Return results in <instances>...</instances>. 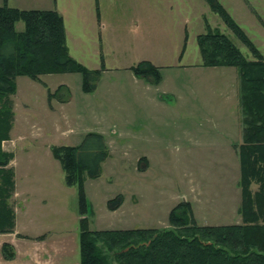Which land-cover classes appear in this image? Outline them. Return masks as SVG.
Segmentation results:
<instances>
[{
  "label": "rangeland",
  "instance_id": "rangeland-1",
  "mask_svg": "<svg viewBox=\"0 0 264 264\" xmlns=\"http://www.w3.org/2000/svg\"><path fill=\"white\" fill-rule=\"evenodd\" d=\"M217 1L264 57V0ZM4 5L57 11L69 56L101 77L91 93L79 73L15 79L14 123L2 146L13 153L19 185L44 192L48 205L30 197L26 211L16 204L17 232L37 239L0 235V264H80L81 219L91 231L170 229L171 210L188 202L200 226L242 223L240 80L236 69L201 67L197 36L216 29L253 56L205 0H0ZM142 61L159 69V84L135 77L131 69ZM59 86L69 93L63 104L50 96ZM88 133L102 135L107 157L97 178L84 177L81 214L80 188L65 185L52 148L78 146ZM10 242L18 258L6 261L1 246Z\"/></svg>",
  "mask_w": 264,
  "mask_h": 264
},
{
  "label": "trees",
  "instance_id": "trees-1",
  "mask_svg": "<svg viewBox=\"0 0 264 264\" xmlns=\"http://www.w3.org/2000/svg\"><path fill=\"white\" fill-rule=\"evenodd\" d=\"M236 37L250 50L247 59L235 43L216 29L197 36L201 67L233 68L239 77L243 141L239 145L241 224L200 226L190 203L175 206L168 217L170 229H131L91 231L86 219L80 220V264H264V57L217 0H205ZM24 30L17 32L15 23ZM137 78L157 85L161 74L157 67L142 61L132 69ZM79 73L84 93L93 92L101 70H88L69 56L62 16L54 10H19L0 7V235L15 228V212L10 200L15 190L13 154L3 149L10 140L14 123L15 79ZM59 103L69 100L65 86L50 95ZM53 157L65 174V185H78L80 213L86 212L82 190L84 177L97 178L107 157L102 135L88 133L78 146L52 148ZM118 198L109 202L118 208ZM13 247L4 243L1 256L15 258Z\"/></svg>",
  "mask_w": 264,
  "mask_h": 264
},
{
  "label": "crops",
  "instance_id": "crops-1",
  "mask_svg": "<svg viewBox=\"0 0 264 264\" xmlns=\"http://www.w3.org/2000/svg\"><path fill=\"white\" fill-rule=\"evenodd\" d=\"M206 69H227L226 71H231L229 69H233V68H206ZM234 76L237 79V76H236L235 72H234ZM236 84H237V82H236ZM231 94H233V92ZM238 99H239V94H238V89H237V101H236L237 106H238ZM61 104H63V103H61ZM7 142L8 141H6V143ZM5 151L11 152L10 150H5ZM10 166L14 170L13 160L11 161ZM14 179H15V193L13 195V198H12L13 201L12 202L15 204V206H17L16 204H19V205H21V209L24 210V211H26L28 209V207L26 206V203H24L25 197H27V198L30 197V200L33 199V203H39V204H42V205H45V206L48 205V197H46V195H44V192H42V194H41V192L38 191V194H37L36 192H34V190L32 188H30V187H26L25 188V186L19 185V183L17 182V179H16V173H15V171H14ZM27 201H29V200L27 199ZM17 208H19V206L14 207V212H15V228H14L13 233L8 234V235L9 236H14V237H20L24 241H28V242L35 241L36 242L37 236L23 235V234L17 232V229H16V214L18 212V209ZM10 244L13 247H15L14 248V250H15V252H14L15 253V258H14V260H16V258H18V251H17L16 247H18V246H17V244H14L12 242H10Z\"/></svg>",
  "mask_w": 264,
  "mask_h": 264
}]
</instances>
